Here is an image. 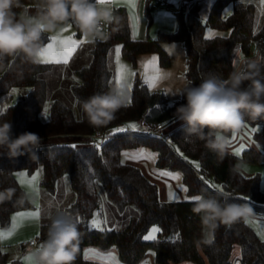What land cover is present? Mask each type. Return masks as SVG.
<instances>
[{
	"label": "trees",
	"instance_id": "obj_1",
	"mask_svg": "<svg viewBox=\"0 0 264 264\" xmlns=\"http://www.w3.org/2000/svg\"><path fill=\"white\" fill-rule=\"evenodd\" d=\"M154 0H145L144 11L150 19L149 10ZM237 0H214L202 21L197 10V1L184 2L176 14V29L172 33L160 32L156 37L143 39L131 37L128 13L124 6H114L121 17L119 30L112 31L107 40L91 43V59L87 65L77 69V81L71 85L73 96L78 100L77 112L59 99L52 100L46 120L40 113L46 100V81L41 76L50 67L49 63L32 64L22 58H5L0 67V98L13 87L29 86L30 90L14 104L0 110V119L10 120L13 137L23 132H34L41 138L38 158L22 155L9 159L0 151V190L14 188L11 200L0 203V227H7L11 214L32 206L28 198L19 202L25 190L14 172L40 170V187L54 193L57 182L66 176L69 180L74 200L67 209L78 216L74 221L81 233L79 252L74 264H102L86 258L84 249L114 247L122 264H139L147 251L154 253L156 264H172L191 261L193 264H234L232 252L239 246V264H264V239L244 221L231 227L221 225L205 243L200 217L193 213V199L197 194L216 196L228 202L247 203L253 213L264 215V192L260 189L258 175L246 176L234 171L237 161L259 162L264 159L255 148L248 147L240 155L228 151L223 158L209 151L207 140L187 137L183 123L170 127L177 121L175 108L185 99L181 94L170 100L162 89L151 90L135 72L130 90L131 103L116 113V118L107 126L90 125L80 107V102L95 93L111 89L112 71L107 66L109 50L119 44L123 59L136 66L137 57L144 53H154L161 67H167L170 59L160 42L181 43L185 53L183 76L192 86L198 85L210 75L227 78L233 71V61L240 58L264 57V20L258 30H254L255 7L252 3L233 7L223 14L228 4ZM38 0H21L22 6L35 14L34 5ZM23 8L14 9L18 14ZM219 33L207 35L206 29ZM48 40L43 35V42ZM257 55V56H256ZM264 77V71H262ZM264 82V81H262ZM247 85V82H245ZM184 86V87H185ZM163 122L164 130H170L171 143L157 137L155 133L140 127L142 120ZM259 124L254 132V140L264 150V120L248 121ZM125 124L126 131L113 132V127ZM135 124L136 130L129 125ZM109 129L97 148L91 138L97 130L102 134ZM207 132V130H205ZM76 145V148H72ZM146 147L155 153V165L166 171H180L181 181L187 189V199L163 201L159 198L158 187L148 173L121 156L124 150ZM199 164V167L196 166ZM98 182L107 199L122 211L133 206L137 211L134 222L121 229L98 230L90 227L89 220L94 211L99 210L101 195L96 188ZM213 184L217 187H213ZM50 222L41 224L37 241L46 238ZM156 224L160 231L155 239L146 240L143 235ZM0 264H22L10 261L7 252L0 246Z\"/></svg>",
	"mask_w": 264,
	"mask_h": 264
},
{
	"label": "clouds",
	"instance_id": "obj_2",
	"mask_svg": "<svg viewBox=\"0 0 264 264\" xmlns=\"http://www.w3.org/2000/svg\"><path fill=\"white\" fill-rule=\"evenodd\" d=\"M35 14H30L21 0H0V67L5 58L20 57L32 64L41 63L43 35L57 32L73 23L89 43L107 40L111 30H119L121 17L112 6L98 0H38ZM16 8H23L18 14ZM264 57L241 58L233 61V71L227 78L215 74L198 85L186 82L181 93L185 103L175 108V117L183 122L187 137L207 140L206 147L223 158L229 151L230 133H237L248 121L264 120ZM247 82V85H245ZM128 104L127 90L114 85L109 91L95 93L80 102L88 123L94 127L107 126L116 113ZM207 130V132L205 131ZM41 138L34 132L13 137L10 120L0 119V150L9 159L22 155L38 158ZM243 162L234 171H241ZM14 188L0 190V203L11 200ZM192 211L201 220L205 243L220 227L247 220L253 209L247 203L228 202L216 196L197 194ZM29 198L26 193L19 202ZM81 233L69 216L51 218L46 238L31 250L34 264H74Z\"/></svg>",
	"mask_w": 264,
	"mask_h": 264
},
{
	"label": "rangeland",
	"instance_id": "obj_3",
	"mask_svg": "<svg viewBox=\"0 0 264 264\" xmlns=\"http://www.w3.org/2000/svg\"><path fill=\"white\" fill-rule=\"evenodd\" d=\"M156 0L153 1V8L149 10L150 19L144 11L145 0H115V2L108 4L112 7L114 6H124L128 13V20L132 26L131 35L134 38H144L145 36L156 37L160 32L172 33L176 29V12L180 6L188 0H165L166 5L161 8H155ZM201 2V11L200 16L202 21L206 20L209 5L213 0H198ZM248 3H252L255 7L254 15V30H258L264 20V0H237L234 4H228L224 9L223 13H229L233 7L245 6ZM66 29V31H62ZM217 30L210 28L206 29L207 35H214L217 33ZM48 36V40L44 43V47L47 44L52 43L51 37L57 36L58 39H63L72 34H75L73 39L78 41H84L79 44L75 50L72 52V55L68 59V63H49L50 67L47 71L41 74V76L46 81V100L44 107L40 113V118L46 120L49 115V106L54 99H59L66 105L71 106L73 110L77 112L79 102L73 96L71 91V85L77 81V78L74 72L80 67L87 65L90 62L91 54L90 48L91 43L83 36L79 29L71 22L61 27L57 32L54 33H45ZM119 47V44H115L107 55V66L112 71V80L111 88L116 85L115 78L117 76V63H116V49ZM241 57V55H239ZM257 56V55H256ZM120 61L123 65H126L129 73L125 81V89L128 92V100L130 99V90L127 88V84L133 83L135 72L138 73L139 77L143 75L141 67L136 65L135 67L131 63L122 58L119 53ZM237 57V59H241ZM51 58V57H50ZM149 75H154L152 68H148ZM182 76V74H181ZM142 78V77H141ZM145 81V78L143 79ZM146 82V81H145ZM163 89L164 86H159L158 89ZM180 89H183L180 88ZM30 90L29 86L24 87H13L9 93L4 94L0 98V110L3 111L7 106L14 104L22 95L27 93ZM165 91V88L163 89ZM167 90V89H166ZM168 93V92H167ZM169 95V93H168ZM170 99H173L169 95ZM181 121H175L170 124V127H174L178 124H181ZM125 124H121L113 127V130L116 128H125ZM143 128V127H142ZM260 128L259 124L246 125L236 133V137L233 138V135L230 133L231 144L229 151L236 154V150L240 145H243V150L248 147L255 148L261 155L264 156V150L259 148L254 140V132ZM253 129H256L253 131ZM110 130L107 129L103 135L108 137ZM99 138L95 140V144H100L103 139ZM144 150V156L139 155V151ZM137 155H135V160L138 163V166L142 171H146L148 174L157 178L155 180L160 199H165L167 201L180 200L187 197L186 192L183 190L184 186L181 181L180 171H167L170 173H179L180 179H173L171 176L161 175L164 170L156 167L155 162L146 158L148 153H153L150 149L146 147H141L137 149ZM131 150H125L122 153L121 158L126 161L127 159H133L129 155L126 156L125 153H129ZM242 152V151H241ZM240 152V154H241ZM130 154V153H129ZM156 158V155H155ZM243 162V168L240 171L246 176L258 175L260 178V189L264 192V159L259 162H249L244 160H239L236 162ZM235 164V165H236ZM166 171V170H165ZM18 173H27V180H31V177L39 173L38 180L35 185L24 183V176H18ZM16 179L18 180L21 187L25 190V193L28 194V200L31 202L32 206L27 209H21L15 211L11 214L10 223L7 227H0V233L5 235V238L1 240V244L5 247V251L8 254L9 260H19L22 264H34V260L26 261V257L31 255V250L38 245V243H33L34 240L38 239L39 230L41 224L44 222H51V218L56 216H69L72 218L73 222L78 221L79 218L77 215L71 213L67 207L74 200V195L71 191L69 180L66 176L60 178L56 185V190L54 193H49L46 190L40 187V170L35 169L33 172H27L25 169H19L14 172ZM96 188L101 195V204L99 210L94 211L93 216L89 220L90 227L98 230L104 229H121L127 224L134 222L137 217V211L133 206H127L124 210L119 211L116 207L107 199L104 189L102 186L96 182ZM183 186V188L181 187ZM38 189V191H37ZM165 192V196H163ZM174 193L175 199H170L169 194ZM165 197V198H164ZM38 212V218L28 215L30 213ZM25 214L19 216L18 214ZM15 218V220H14ZM98 220L99 226H93L92 221ZM248 224L254 228L257 234L261 236V230H264V215H259L253 213L247 219ZM15 224V228L13 225ZM159 228L158 225H151L148 230L143 235V238L148 235V233L154 228ZM11 231V235H7ZM158 232V231H157ZM155 233V237L157 235ZM145 239V238H144ZM264 239V238H263ZM150 240V239H147ZM103 250L102 253L111 255L110 250H115L114 247L108 249H100L96 247H86L84 249V255L87 258L90 257L89 250ZM104 250H107L104 252ZM115 256V253H112ZM239 255L240 249L239 246L235 245L232 252V260L234 264H239ZM32 257V256H31Z\"/></svg>",
	"mask_w": 264,
	"mask_h": 264
},
{
	"label": "snow or ice",
	"instance_id": "obj_4",
	"mask_svg": "<svg viewBox=\"0 0 264 264\" xmlns=\"http://www.w3.org/2000/svg\"><path fill=\"white\" fill-rule=\"evenodd\" d=\"M99 3L101 4H111L113 2H115V0H98ZM62 31H66V29H63ZM75 34H72L71 36H68L66 38L63 39H58L57 36H53L51 37L52 43L47 44L46 47H43V49L41 50V63H64L67 64L68 63V59L69 57L72 55V52L75 50V48L83 43L84 41H78L73 39ZM119 53H120V49L119 47L116 49V63H117V76L115 78V84L118 87L124 88L125 87V81L127 79V75L129 73V70L127 68L126 65H123L120 61V57H119ZM51 57V58H50ZM156 58L153 57L152 61H149L146 64V68H152L153 73H155L154 75H149L147 72L145 73V81L148 83L150 88H154L156 86V81L160 78H162L163 75H171L170 73L167 74H161L158 68L153 67L152 62L155 61ZM132 85L131 84H127V88L129 90H131ZM128 103H131V100H128ZM130 128H132L133 130H136L137 126L135 124H131L129 125ZM256 129H253V131H255ZM126 131L125 128H116L113 130V132H124ZM233 138L236 137V133H233ZM231 144V141H230ZM72 148H76V145H72ZM97 148L100 147L99 144L96 145ZM243 150V145H240L239 148L236 150V155H240V152ZM126 156L128 155H132L133 158H135L136 154H129V153H125ZM139 155L144 156V150L141 149L139 151ZM146 158L149 160H152L153 162H155V154L153 153H148L146 155ZM197 167H199V164H196ZM18 176H24L25 180L22 181L24 183H28L31 185H35V183L38 180V176L39 173H37L36 175L31 177V180H27V173H18ZM161 175L163 176H171L173 179H180V174L179 173H170L167 171H164L161 173ZM183 188V186H181ZM213 187H217V185L213 184ZM184 191H187L186 188L183 189ZM38 191V189H37ZM169 198L170 199H175V194L174 193H170L169 194ZM195 197H191V199H194ZM187 199V197H186ZM19 216H23L25 214L21 213L18 214ZM28 215L34 216L36 218H38L39 213L35 212V213H30ZM15 220V218H14ZM246 223H248L249 221L246 220ZM93 226H99V222L98 220H93L92 221ZM13 228H15V224L13 225ZM157 231H160L159 228L154 227L147 236H145L144 238L147 239H155V233ZM11 231L7 233V235H11ZM261 236L262 238H264V230H261ZM5 235L3 233H0V240L4 239ZM102 255V254H101ZM86 258H87V253H86ZM26 261L31 262L32 261V257L31 255L25 258Z\"/></svg>",
	"mask_w": 264,
	"mask_h": 264
},
{
	"label": "crops",
	"instance_id": "obj_5",
	"mask_svg": "<svg viewBox=\"0 0 264 264\" xmlns=\"http://www.w3.org/2000/svg\"><path fill=\"white\" fill-rule=\"evenodd\" d=\"M190 1H192V0H188L185 2H190ZM196 1H197V10L200 14L201 6L203 3L201 4V2H199L198 0H196ZM213 1H211V3ZM211 3H210V5H211ZM210 5H209V7H210ZM129 25H130V22H129ZM131 31H132V26L130 25V33H131ZM218 33L219 32H217L215 34H218ZM131 37L134 38L132 35H131ZM134 39H143V38H134ZM160 45L167 52V54L169 56V59H170L169 66L161 67L158 63L157 56L154 53H144V54L138 55L136 65H139V67H141L143 75L141 76L142 78L141 77L140 78L143 80L145 78V73L146 72L149 73L148 68H146V64L149 61H152V58L155 57L156 60L152 62L153 67L158 68L161 74L170 73L171 75H163L162 78H160L156 81V86L154 88H150L148 83L145 82L144 80L143 81L148 85V87L151 90H157L159 86H164L165 92H166L168 98L170 95V96H172L173 99H170V98L169 99L174 100V99H177L179 97V95L182 91V89H180V88H182V87L184 88V86H185V78L183 76L185 53H184V50L182 48L181 43L178 41H174V42L161 41ZM181 74H182V76H181ZM167 92L169 93V95ZM139 126L144 128V126H142L141 123ZM140 148L141 147L134 148V149H127V150L128 151L131 150L129 152L130 154H136L137 155L136 151H138L137 149H140ZM0 151H3V150H0ZM129 156L131 158H133L132 155H129ZM126 162H130V163L138 166V163L134 158L133 159H127ZM144 172L147 173L146 171H144ZM150 177L153 181H155L157 179L151 175H150ZM163 196H165V192H163ZM161 200L167 201L165 199H161ZM0 246L5 250V247L1 244V240H0ZM100 251H103V250H100ZM100 251L94 250V249L89 250V255H90L89 259L97 260V261L101 262L102 264H122L117 257L116 250H113V252H112V250H110L111 255H107L106 253H102ZM106 251L107 250H104V252H106ZM112 253H115V256L112 255ZM7 256H8V254H7ZM10 261H14V260H10ZM139 264H156L155 260H154V253L151 250L147 251L145 257L142 259V261ZM172 264H193V263L191 261H182V262H177V263H172Z\"/></svg>",
	"mask_w": 264,
	"mask_h": 264
},
{
	"label": "built area",
	"instance_id": "obj_6",
	"mask_svg": "<svg viewBox=\"0 0 264 264\" xmlns=\"http://www.w3.org/2000/svg\"><path fill=\"white\" fill-rule=\"evenodd\" d=\"M156 5H154L155 8H161L164 7L166 5V1L165 0H156ZM142 126H144V128L152 133H155L157 135L158 138H160L161 140L167 142V143H171V138H170V130H164V123L163 122H150L147 120H142L141 121ZM105 137L101 132L99 131H95L94 134L91 136L92 139L97 140L99 138H103ZM33 243H38L37 239L33 241Z\"/></svg>",
	"mask_w": 264,
	"mask_h": 264
}]
</instances>
